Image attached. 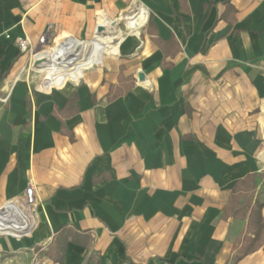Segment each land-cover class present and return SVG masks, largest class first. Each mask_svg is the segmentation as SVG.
Returning <instances> with one entry per match:
<instances>
[{
    "label": "crops",
    "instance_id": "obj_1",
    "mask_svg": "<svg viewBox=\"0 0 264 264\" xmlns=\"http://www.w3.org/2000/svg\"><path fill=\"white\" fill-rule=\"evenodd\" d=\"M3 97L0 208L32 185L38 222L0 231V264H264V244L238 259L253 228L235 214L264 203V0H0Z\"/></svg>",
    "mask_w": 264,
    "mask_h": 264
},
{
    "label": "trees",
    "instance_id": "obj_2",
    "mask_svg": "<svg viewBox=\"0 0 264 264\" xmlns=\"http://www.w3.org/2000/svg\"><path fill=\"white\" fill-rule=\"evenodd\" d=\"M255 176V174H251L235 184V196L233 197L229 210L232 211L235 206L239 207V198L244 195L241 190L246 191L248 189H253ZM252 199V197L248 199L247 203L240 206L235 213L237 215L238 213H240L243 217H246L251 210V212L249 213V220L253 228V237L246 238V245L242 247L241 255L238 257V259L245 255L253 253L264 244V217L262 215V208L264 206V203L255 201L254 205L251 207ZM70 239L75 241V233L67 226H64L57 234L54 242L50 246V249L48 251L49 257H51L55 262H61L64 257L66 246Z\"/></svg>",
    "mask_w": 264,
    "mask_h": 264
},
{
    "label": "built area",
    "instance_id": "obj_3",
    "mask_svg": "<svg viewBox=\"0 0 264 264\" xmlns=\"http://www.w3.org/2000/svg\"><path fill=\"white\" fill-rule=\"evenodd\" d=\"M17 43L23 52L30 50L31 42L18 39ZM1 101L8 99L3 97ZM38 201L35 190L30 185L23 197H17L0 208V231L9 233L16 238L28 237L36 228L38 222Z\"/></svg>",
    "mask_w": 264,
    "mask_h": 264
},
{
    "label": "rangeland",
    "instance_id": "obj_4",
    "mask_svg": "<svg viewBox=\"0 0 264 264\" xmlns=\"http://www.w3.org/2000/svg\"><path fill=\"white\" fill-rule=\"evenodd\" d=\"M133 9H131L130 11H132ZM127 25L128 22L126 20L122 21V23L119 25V30L121 32L120 37L126 32L127 30ZM116 38L114 39L109 45H114L119 39ZM38 46H33L31 44L30 50L26 52V54H28V64L26 66V74H27V78L29 79V81L33 84L36 85L37 87H43L46 85V77L45 74L43 72H41V68L37 65H35L34 60H33V53L34 51H36Z\"/></svg>",
    "mask_w": 264,
    "mask_h": 264
},
{
    "label": "bare ground",
    "instance_id": "obj_5",
    "mask_svg": "<svg viewBox=\"0 0 264 264\" xmlns=\"http://www.w3.org/2000/svg\"><path fill=\"white\" fill-rule=\"evenodd\" d=\"M128 22H129L130 26L135 27V28L140 25V21L137 19V17L136 18H134V17L129 18ZM97 33H98V36L110 37V36H113L115 34V28L111 24L102 25V26L98 27ZM105 39H107V38H105ZM41 41L44 42V38H42ZM99 44H100L99 41L97 39H95V40H92L90 42L84 43L83 48L86 50H89V51H94V50L99 48ZM44 58H45V55L39 54V55H36L33 59L35 65L39 66L41 68V71L46 69L47 67H49L47 65V62H44L42 64H40V62H37L38 60H42Z\"/></svg>",
    "mask_w": 264,
    "mask_h": 264
}]
</instances>
